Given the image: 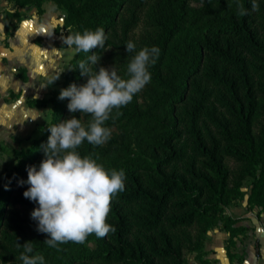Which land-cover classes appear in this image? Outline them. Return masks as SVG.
Here are the masks:
<instances>
[{
    "label": "trees",
    "instance_id": "obj_1",
    "mask_svg": "<svg viewBox=\"0 0 264 264\" xmlns=\"http://www.w3.org/2000/svg\"><path fill=\"white\" fill-rule=\"evenodd\" d=\"M43 1L33 0L31 4L38 17L43 13ZM53 2L67 12V21L75 22L72 33L102 27L106 34L109 26L118 25L126 37L128 31L144 20L156 30V34L151 32L146 37L145 46L160 50L149 71L152 78L163 81L158 67L165 47L178 29L176 22L183 14L182 6L179 16L168 20L157 10L155 4L158 0ZM255 2L259 5L258 11L252 10L253 0H241L247 15H238L236 6L231 17L220 19L199 36L180 92L167 95V100L174 105L170 122H163L165 134L152 144L148 155L121 163L117 168L125 173V188L113 198L107 217V223L115 227V232L98 238L95 247L78 252L65 260V264H194L188 262L186 253L201 250L212 224L220 221L231 234L244 231V227L234 225V218H225L219 213L224 206L240 199L242 180L254 176L263 161L264 136L255 138L253 118L258 93L264 95V0ZM126 4L128 6L122 9V13L126 12L128 16L118 19L120 8ZM85 8L92 10L93 15L84 16L81 11ZM7 15L4 16V43L15 27L7 20ZM67 34L64 32V36ZM109 44L106 40L105 47ZM60 46L66 45L62 43ZM84 54L87 57L92 55ZM76 55L79 58L75 56L73 62L80 61L83 54ZM132 55L113 53L106 59L124 77ZM63 76L61 88L80 82V74L62 72ZM60 89L55 90L48 100H33L51 101L50 120L43 134L34 138L28 148L15 150L18 161L1 179L0 260L3 262L10 255L23 251L22 247L17 249V241L21 244L31 241L33 251L50 249L36 230V222L30 218L37 205L23 196L28 187L23 181L27 180V167L43 159L40 145L46 143L50 134L47 126L59 123L68 110V99H58ZM165 99L161 98L162 103H166ZM135 104L133 109L122 108V115L127 120L141 115ZM80 115L90 118L77 112L78 118ZM115 119L110 118L105 125L114 123ZM226 156L238 162L236 169L226 163ZM259 184L261 187L262 183ZM247 204L259 207L264 213V198L250 199ZM15 205L24 209L23 216L18 214L17 217L20 222L17 231L12 230L15 227L5 218L7 209ZM66 245L77 244L69 242L60 247Z\"/></svg>",
    "mask_w": 264,
    "mask_h": 264
},
{
    "label": "clouds",
    "instance_id": "obj_2",
    "mask_svg": "<svg viewBox=\"0 0 264 264\" xmlns=\"http://www.w3.org/2000/svg\"><path fill=\"white\" fill-rule=\"evenodd\" d=\"M236 5L238 15L248 14L239 0ZM252 10H259L255 0ZM107 39L102 27L62 37L63 43L73 49L74 54H93L71 68H78L80 75L87 77L86 81L79 86L71 83L61 88L58 99H68L70 113L78 112L91 119L85 124L80 118L71 116L47 126L50 134L46 143L40 145L43 159L38 167H27V180L23 181L28 185L23 196L37 205L30 218L36 222V230L46 234L44 243L57 251L62 250V244H84L90 235L104 238L115 232V227L107 223V217L113 198L124 191L125 173L122 169L106 170L91 154L81 156L77 149L85 141L102 146L111 138V130L105 122L122 115L120 109L150 83L149 68L155 65L160 54L155 46L137 51L135 43L128 41L124 45L125 52L135 54L127 63L126 78H123L112 67L98 66L100 56L93 50H104ZM92 65L97 66L95 70ZM62 71L40 87L53 84ZM16 247L23 248L18 256L22 264H45L42 254H32L31 241L23 244L17 241Z\"/></svg>",
    "mask_w": 264,
    "mask_h": 264
},
{
    "label": "rangeland",
    "instance_id": "obj_3",
    "mask_svg": "<svg viewBox=\"0 0 264 264\" xmlns=\"http://www.w3.org/2000/svg\"><path fill=\"white\" fill-rule=\"evenodd\" d=\"M32 1L33 0H0V11L3 19L4 16L8 14L6 17L7 20L12 26H16L22 19L29 15L30 10L35 9L31 7ZM182 1L183 0H158V3L155 4L157 10H159V13L162 14L165 19L170 20L173 16L178 17L181 6L183 8V14L178 17L180 18L176 22L178 29L165 47L158 67L163 81L159 82L151 77L150 83H148L142 91L134 95L132 101L127 105L129 109H133L134 103H136V108L141 115L129 120L126 119V116L120 115L119 117L121 119L117 117L114 123L105 125L111 130V138L104 145L93 146L85 141L77 149L81 156L91 154L92 157L97 160V163L101 164L106 170H118L117 168L121 163H126L131 159H137L138 156L148 155L150 153L152 144L166 132L163 122H170L171 120L170 112L174 104L170 103V99L167 100V95H174V92H180L183 78L188 71V65L196 52V44L199 36L208 28L214 27L220 19L231 17L234 8L237 6L236 0H184L183 3ZM239 2H241V0H239ZM46 3L57 8L53 0H44L42 6ZM126 6L128 5L126 4L120 8L118 19L121 16H128V13H122V9L124 7L127 8ZM58 9L62 20V25L60 27L64 28L63 31L66 34L67 32L68 34L72 33L71 28L74 26L75 22L67 21V12L63 8ZM81 12L84 16L93 15L92 10L87 8ZM9 14H14L15 16L11 17ZM151 32L156 34V30L148 26L144 20L139 21L134 28L128 31L126 37L118 25L115 27L109 26L106 31V36L110 44L106 46L104 50L96 49L94 52L96 55L100 56L98 66L114 68L106 57L113 53L127 54L125 48L121 46L128 41L135 43L137 51L142 47H147V45L145 46L144 44V40L146 37L148 38ZM80 54H83L80 57L81 60H87L86 54L83 52ZM129 54L131 53H128V55ZM132 54L134 55L135 53ZM75 56L77 55L72 53L66 62L63 71L65 74H70L71 72L77 75L80 74L78 68L71 69L78 63L73 62ZM78 58L77 56V59ZM92 67L93 69L96 68L95 65H92ZM63 78L64 76L61 77L57 89L61 88ZM123 78H125V76ZM85 79V76H80V82L77 85L83 84ZM164 97H166V103H162L161 101V98ZM49 102L50 109H52V103L51 101ZM120 111H122V109H120ZM112 115H115V110H113ZM71 116L77 117V113H70L67 110L62 120L70 118ZM79 118L85 124L91 119L84 118L81 115ZM262 128H264V95L258 93V106L253 118V133L256 139H261L264 136ZM262 158L263 161L256 168L255 175L246 176L242 180L240 186V199H246V201L251 199L256 201L264 198V152L262 153ZM225 159L226 163L232 169H236L238 162L228 156H226ZM39 163L38 161L35 166L38 167ZM259 183H262L261 187H258L260 185ZM256 193H258V196H254ZM237 201L238 199L232 201L230 204ZM227 206H224L219 213L225 218L231 217L225 213L224 208ZM18 214L20 216L24 214V209L20 205H15L7 209L5 213L6 221L9 222L12 227H15L12 228L13 231H17V227L20 225L17 219V217H19ZM219 222L212 224V227L218 225ZM191 229L194 232V226ZM41 237L43 240L47 238L44 233H41ZM98 241L99 239L95 237V235H90L84 244H77L74 246L66 245L67 247L65 248L60 247L62 249L61 251H57L54 248H38L35 249L32 254H42L45 258V264H65V260L73 258V256H76L80 251H86L87 248L95 247ZM193 253L194 252L186 253L189 263H191V259L194 255ZM18 256L19 254L10 255L6 262L0 260V264H22Z\"/></svg>",
    "mask_w": 264,
    "mask_h": 264
},
{
    "label": "crops",
    "instance_id": "obj_4",
    "mask_svg": "<svg viewBox=\"0 0 264 264\" xmlns=\"http://www.w3.org/2000/svg\"><path fill=\"white\" fill-rule=\"evenodd\" d=\"M42 8L40 17L35 9L30 10L14 27L7 43L0 11V186L18 161L15 150L28 148L45 131L51 116L50 102L33 100L52 96L73 53V49L60 46L64 31L59 9L48 3ZM60 71L58 80L47 88L40 87ZM224 210L235 219V226L244 227V232L231 234L219 222L208 230L191 263L264 264V213L248 205L246 199Z\"/></svg>",
    "mask_w": 264,
    "mask_h": 264
},
{
    "label": "snow or ice",
    "instance_id": "obj_5",
    "mask_svg": "<svg viewBox=\"0 0 264 264\" xmlns=\"http://www.w3.org/2000/svg\"><path fill=\"white\" fill-rule=\"evenodd\" d=\"M28 31H31V28H29Z\"/></svg>",
    "mask_w": 264,
    "mask_h": 264
}]
</instances>
